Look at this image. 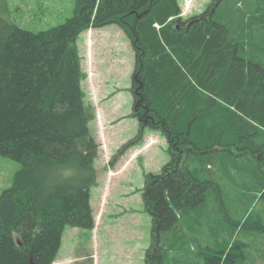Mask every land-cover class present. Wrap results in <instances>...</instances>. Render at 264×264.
<instances>
[{
    "label": "trees",
    "instance_id": "1",
    "mask_svg": "<svg viewBox=\"0 0 264 264\" xmlns=\"http://www.w3.org/2000/svg\"><path fill=\"white\" fill-rule=\"evenodd\" d=\"M261 4L212 0L183 17L179 0H75L73 16L38 33L0 16V155L22 164L0 195V264H53L67 226L95 227L99 144L77 49L90 28L114 23L129 36L133 116L169 139L172 160L144 188L155 232L146 264H166L169 250L182 249L175 246L186 239L179 218L201 206L212 186L181 165L187 157L202 155V166L224 164L223 155L250 160L251 203L264 197V25L245 16ZM249 216L244 226L264 231ZM206 248V264H220V253ZM235 249L225 263H246L245 250L237 257Z\"/></svg>",
    "mask_w": 264,
    "mask_h": 264
},
{
    "label": "rangeland",
    "instance_id": "2",
    "mask_svg": "<svg viewBox=\"0 0 264 264\" xmlns=\"http://www.w3.org/2000/svg\"><path fill=\"white\" fill-rule=\"evenodd\" d=\"M179 2L186 11L188 0ZM211 2L192 0L187 16L201 13ZM74 8L75 0H0V16L34 33L64 24ZM252 14L254 23L264 25V4L254 6L245 16ZM77 47L85 101L94 114L90 132L99 144L98 180L91 192L96 223L94 228L67 226L53 264H146L155 232L144 188L149 174L161 173L172 160L169 139L162 129L142 128L133 116L136 59L126 32L114 23L90 28L79 35ZM184 142L179 139L180 145ZM223 157L224 164L202 166V155L181 163L196 169L202 179L212 180V186L201 206L179 216L177 228L186 239L175 244L183 246L180 251H168L164 263L206 264L203 253L210 246L211 253H220V264H226V253L235 246L237 257H245V250L248 260L244 264H264V231L243 224L248 215L250 221L264 224V197L257 193L251 203L257 190L245 170L251 162L239 156ZM21 167L20 162L0 155V195L13 184ZM226 240L231 245L228 248L222 244Z\"/></svg>",
    "mask_w": 264,
    "mask_h": 264
}]
</instances>
